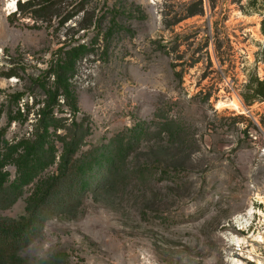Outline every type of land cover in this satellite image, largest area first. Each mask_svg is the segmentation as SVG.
<instances>
[{
	"label": "rangeland",
	"instance_id": "374dc122",
	"mask_svg": "<svg viewBox=\"0 0 264 264\" xmlns=\"http://www.w3.org/2000/svg\"><path fill=\"white\" fill-rule=\"evenodd\" d=\"M256 77L264 0H0V185L18 194L0 214H24L58 174L72 120L84 129L78 154L96 151L81 205L53 214L19 254L264 264V101L247 85ZM44 114L53 121L42 127ZM35 133L49 162L27 154ZM112 143L120 176L96 189Z\"/></svg>",
	"mask_w": 264,
	"mask_h": 264
},
{
	"label": "trees",
	"instance_id": "16d2710c",
	"mask_svg": "<svg viewBox=\"0 0 264 264\" xmlns=\"http://www.w3.org/2000/svg\"><path fill=\"white\" fill-rule=\"evenodd\" d=\"M199 12H202V8L190 11L189 15ZM59 80L56 79V81ZM251 84L253 85L250 87L251 96L264 101V80L256 77L249 80L248 87ZM55 93L57 94V88ZM72 108L76 109L74 106ZM46 119L53 121L52 118H47L45 114L42 118L40 116L38 120L41 122ZM71 124L73 127H68L67 132L61 136L62 140L64 137L66 139L64 151L60 156L58 174L50 179L39 195L28 200L24 214L17 218L0 214V264H58L64 256L62 253H55L46 259L38 258L30 261L22 257L19 251L31 244L40 235L45 221L51 218L53 214L73 213L82 203L83 182L88 173L86 165L96 154V151L90 154L89 150H93L90 148L78 154L82 145L81 138L84 135L82 132L84 129L79 127L80 124L75 120H72ZM40 126L44 127V124L41 122ZM42 137L41 134L35 133L33 140L28 144L27 154L30 153L49 162L53 157L44 148ZM118 148L117 143H112L110 146L107 152L109 163L105 169L98 172L99 179L95 184L96 189L117 182L120 176L115 172L119 168ZM17 197L18 194L10 185H0V210L12 205Z\"/></svg>",
	"mask_w": 264,
	"mask_h": 264
},
{
	"label": "bare ground",
	"instance_id": "6f19581e",
	"mask_svg": "<svg viewBox=\"0 0 264 264\" xmlns=\"http://www.w3.org/2000/svg\"><path fill=\"white\" fill-rule=\"evenodd\" d=\"M250 213H251V211H249L248 215H249ZM236 220H237V222H238V225H240L241 227H244V226L246 225V224H245V222H246V216H245V218H244L243 216H241V215H240V216H237V217H236ZM232 239H233V238H232ZM261 239H262V238H261L260 236L257 235L256 240H257V241H259V240L261 241ZM233 240H234V239H233ZM233 240H232V241H233ZM237 242H239V241H237ZM232 264H233V263H232ZM234 264H235V263H234Z\"/></svg>",
	"mask_w": 264,
	"mask_h": 264
},
{
	"label": "snow or ice",
	"instance_id": "6c2138e0",
	"mask_svg": "<svg viewBox=\"0 0 264 264\" xmlns=\"http://www.w3.org/2000/svg\"><path fill=\"white\" fill-rule=\"evenodd\" d=\"M12 3L15 4L16 3V0H12Z\"/></svg>",
	"mask_w": 264,
	"mask_h": 264
}]
</instances>
